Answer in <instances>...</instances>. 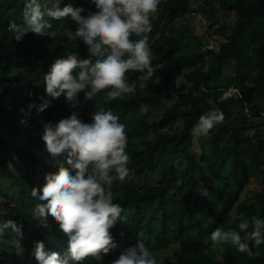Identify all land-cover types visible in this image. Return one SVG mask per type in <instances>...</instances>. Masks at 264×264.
I'll use <instances>...</instances> for the list:
<instances>
[{"label": "trees", "instance_id": "1", "mask_svg": "<svg viewBox=\"0 0 264 264\" xmlns=\"http://www.w3.org/2000/svg\"><path fill=\"white\" fill-rule=\"evenodd\" d=\"M46 2L50 6L52 0ZM66 4L94 14L87 0H60L59 6ZM23 6L24 0H0V195L3 187L12 186L18 199L25 202L31 189H38L40 166L47 169L49 177L56 176L63 166L66 157L48 161L52 158L41 140L45 122L58 123L73 112L87 122L94 111L104 107L118 114L126 126L130 174L112 184L114 202L123 208V219L110 228L117 247L101 253L100 260L89 256L81 264H110L138 239L176 245L174 257L157 258L162 264H264V244L255 245L250 236L253 226L242 232L238 228L240 220L264 217V133L253 139L245 136L257 125L253 116L264 113V0H161L147 34L152 64L160 65L153 78L141 81L140 73L130 71L125 75L135 85L132 94L107 101L105 90L85 101L81 93L76 107L61 95L39 113L35 107L29 111L27 105L51 99L43 84V74L51 63L72 53L81 59L89 57L82 43L62 35L75 30L67 18L53 21L56 38L29 31L17 42L7 25L22 22ZM220 12L234 14L230 26L217 23ZM193 14L203 17L211 33L223 38L218 49L207 48L205 37L193 34ZM179 73L182 80L177 84ZM242 81L249 83L254 99L249 106L243 102ZM228 86H238L242 97L219 100L220 92ZM165 98L173 101L156 113L141 112V107L157 106ZM234 106L237 111L231 118ZM212 108L221 110L223 122L206 137L194 136L191 129L198 117ZM195 141L202 142L199 153ZM245 144L249 147L242 154ZM257 171L263 178L262 187L230 215L244 185ZM146 172L157 173L153 185L118 191L132 176ZM201 184H212L215 195L200 193ZM12 205L0 199V221L13 219L20 227L18 234L9 228L0 237V264H39L32 254L38 241L43 242L45 251H56L62 257L66 254L68 237L56 222L51 218L39 222L27 210L31 207L25 210ZM217 227L240 232L251 254L237 251L230 243L222 247L204 242ZM16 239L22 248L19 255L11 247Z\"/></svg>", "mask_w": 264, "mask_h": 264}, {"label": "clouds", "instance_id": "2", "mask_svg": "<svg viewBox=\"0 0 264 264\" xmlns=\"http://www.w3.org/2000/svg\"><path fill=\"white\" fill-rule=\"evenodd\" d=\"M87 2L94 14L72 4L60 7V0H52L50 6L46 0H24L22 22L8 23L12 38L19 42L29 31L56 38L53 21L67 18L75 25V30L62 35L68 41L82 43L89 57L81 59L79 54L72 53L55 59L43 74L44 91L51 99L41 98L39 104L30 102L29 111L35 107L38 113L43 112L51 105V100L61 95L72 107L78 105L81 93L87 101L106 90L105 99L112 101L135 92L134 83L125 75L127 72H138L139 79L147 82L160 67L152 64L153 53L147 34L152 28L151 17L161 0ZM223 120L221 110L212 108L198 117L191 133L206 135ZM125 127L118 114L104 107L94 111L87 122L78 119V113L73 112L58 123L43 124L41 140L45 150L53 160L60 157L66 160L56 176L45 179L42 190L31 189V196L37 198L39 205L33 216L44 222L49 218L56 222L68 237V247L62 257L56 251H45L43 242H36L32 254L39 264H81L89 256L100 260L101 253L107 254L117 247L110 228L118 219H123V208L114 202L112 184L114 180H125L130 174ZM250 224L253 243L264 244V217L240 220L238 228L242 232ZM9 228L14 233L20 232L16 221L7 219L0 221V237ZM209 239L213 244L230 243L237 251L251 254L249 244L235 230L217 227ZM11 247L17 255L21 254L19 239L13 240ZM110 264H162V261L138 239Z\"/></svg>", "mask_w": 264, "mask_h": 264}, {"label": "rangeland", "instance_id": "3", "mask_svg": "<svg viewBox=\"0 0 264 264\" xmlns=\"http://www.w3.org/2000/svg\"><path fill=\"white\" fill-rule=\"evenodd\" d=\"M234 14L232 12H220L218 13V15L216 16L217 18V23H224L227 26H230L232 24V21L234 19ZM191 26H192V30H193V34H196L198 36H204L207 45L210 46V48L212 49H218L219 44L223 41V38H221L220 36H215L214 34L211 33V27L208 26V22L201 17L200 15L197 14H193L191 17ZM247 72V71H246ZM182 80V75L181 73H179L176 77V83L179 84L180 81ZM240 88L243 90V102L246 106H249L250 104H252L254 102L253 96L251 95L250 92V85L247 81H242L240 82ZM173 99H169V98H165L160 100L159 104L157 106H151V107H141V112L145 113V114H149V113H156L157 110L162 107L163 105L169 104L170 102H172ZM237 111V107L234 106L231 109V118H233L236 114ZM178 119L175 122V125H179L180 122ZM253 120L256 122V126L253 128L248 129L245 132V136L253 139L255 136L260 135L262 133H264V113L261 115H257V116H253ZM5 135L8 136V133L5 132ZM148 136H151V134H149ZM205 137L207 136L204 135ZM202 142H194V148L197 150V152L199 153L200 151V146H201ZM249 147L248 144H245L242 149H241V153L243 154L245 152V150ZM48 160V159H46ZM53 163H55L56 160H48ZM39 171L41 172V174L39 175V177L36 179L38 184V189L42 190L45 187L44 181L46 178H48V174H47V169H43L42 166H40ZM157 173H150V172H146L145 174L141 175V176H132L130 178V180L126 183H123L120 185L119 187V192H122V190H124L126 187H134V188H142V187H147V186H151L156 182L157 179ZM263 185V178L261 175L260 171L255 172L252 177L246 182V184L243 187L242 192L240 193L238 200L235 202V204L230 208L229 210V214L233 215L236 213L237 211V205L239 203H242L244 201H249L250 199H252L254 197V195L260 190V188ZM27 186V185H26ZM213 185L212 184H201L200 185V193H204L210 195V196H214L215 195V189L212 188ZM3 195H0V199L5 201H9L12 202V206H24L23 208L26 210V208H30L31 209H27L34 211V209L36 207H38V201H33L32 196H28L27 200L25 202H22L18 199V195H17V191L16 189H13L12 186H5L3 187ZM4 198V199H3ZM26 214V213H25ZM37 219V218H36ZM39 222H41V220L37 219ZM248 236V235H246ZM145 244L147 247H149V249L153 252V254L157 257H164V256H172L174 257V253L176 252V245L174 244H160V243H155V242H149L147 240H144ZM204 242L207 243H212L211 240L208 238L204 239ZM225 244V243H224ZM224 244H221V246L223 247ZM221 253L225 254L224 251H222ZM222 255V254H221ZM217 257L219 258L220 256L217 255Z\"/></svg>", "mask_w": 264, "mask_h": 264}, {"label": "built area", "instance_id": "4", "mask_svg": "<svg viewBox=\"0 0 264 264\" xmlns=\"http://www.w3.org/2000/svg\"><path fill=\"white\" fill-rule=\"evenodd\" d=\"M207 48L210 46L206 45ZM242 97V90L238 86H228L219 94V100H226L229 98H241Z\"/></svg>", "mask_w": 264, "mask_h": 264}]
</instances>
